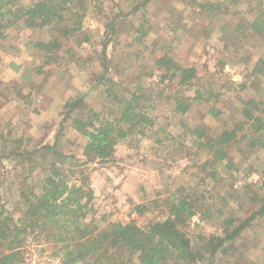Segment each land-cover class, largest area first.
<instances>
[{
    "label": "rangeland",
    "instance_id": "obj_1",
    "mask_svg": "<svg viewBox=\"0 0 264 264\" xmlns=\"http://www.w3.org/2000/svg\"><path fill=\"white\" fill-rule=\"evenodd\" d=\"M39 1L42 0H0L1 32L5 35L0 38V247L4 254L18 252L14 264H63L64 243L57 241L59 236L55 232L48 233L39 226L33 229L28 225L14 241V229L23 228L19 220L25 215V201L33 198V194L43 195L50 188L48 178L54 175L56 168L68 175L70 185H83L93 191L89 178L102 163L87 160L84 156L87 138L75 135L71 120L63 123L69 109L52 107L42 130L38 128L37 131L33 121L40 107L36 100H50L54 82L59 94L66 95L62 93L65 80L61 78L68 76L70 81H76L69 102L82 99L85 105L76 109L75 114L86 117L95 112L101 122L116 123L128 103L133 102L135 112L145 114L152 121L141 125L137 121L119 123L124 130H131V134L117 144L123 158L127 159L122 168L130 172L129 176L133 172L134 182L147 181L149 194L146 197L149 198L141 204L147 212L134 213L135 207L130 211L126 209L124 219H115V214L103 207L109 201L94 196L87 215L80 219L81 227L104 232L110 224L123 220L126 224L134 223L148 229L170 217L171 204L179 197H190L198 214L180 224L179 229L190 238L197 255L196 261L182 264H264V151L256 141L264 132L257 133L251 127L252 121L245 120L243 115L247 102L253 100L256 107L250 108L252 113L264 120V73L255 71V68L264 67V38L255 33L246 40L237 39V55L212 52L218 51V45L230 42L229 38L226 41L203 39L199 50L211 55L198 54L187 45L183 49L171 45L174 52L166 43L158 44L161 52L155 54L149 48L155 51L157 47L153 43L155 45L156 41L125 38L121 44L126 46L123 48L143 52L130 55L121 49L119 54H111L112 57L97 54L105 46L103 42L108 41L99 38L93 55L90 45L82 44L89 39L88 28L76 34L75 39L69 36L79 31L75 22L84 24L88 15L99 12L102 7L97 4L99 7L95 10L88 4L91 0H67L62 4L64 19L42 28L40 20L34 23L24 18L25 10ZM118 1L128 3L129 0ZM259 24L264 28V19ZM37 41H59L61 47L58 55L52 57L53 61H46L37 52L33 46ZM110 41L115 43L113 38ZM164 55L183 67L196 68L194 82L189 86L179 85V78L173 77L174 70L166 71L157 64ZM17 61L23 62L25 69L26 66L31 71L36 68L42 73L32 91L26 88L33 103L26 102L29 108L19 105L24 102L23 90L13 81L9 82L6 74L8 65ZM28 79L29 83H34L30 77ZM12 96L20 100L11 103ZM181 98L189 105L185 114L175 109ZM10 107H14L19 119L14 123V117L9 115L14 110ZM242 124L244 127L238 131L234 142L226 147L229 155L226 161L215 162L214 152L198 145ZM194 128L204 132L206 138L199 140L193 133ZM43 143L56 146L52 151L46 150V145L39 149ZM229 162L232 168H227ZM207 210L209 213L204 215ZM227 219L235 220L231 229L246 223L247 226L238 238L225 242L214 253L213 246L225 237ZM230 245L232 248L226 254L221 253ZM9 247L13 250L7 249ZM111 253L115 250H110L109 255H97L90 262L126 264L125 254L116 257ZM133 261L137 262L136 258Z\"/></svg>",
    "mask_w": 264,
    "mask_h": 264
},
{
    "label": "trees",
    "instance_id": "obj_2",
    "mask_svg": "<svg viewBox=\"0 0 264 264\" xmlns=\"http://www.w3.org/2000/svg\"><path fill=\"white\" fill-rule=\"evenodd\" d=\"M53 1L57 2L54 3ZM63 3H67V0L39 1L25 10L24 18H26L27 22L34 23L40 20L42 28L50 26L52 23L57 24L64 19L62 14L64 10L62 8ZM74 24L78 26V30L82 25L76 22ZM2 28L3 25L0 22V38L5 37L4 33L1 32ZM253 28L256 33L264 32V28L259 23H254ZM64 34L65 36L69 35L68 32ZM33 46L48 62L54 60L52 57L58 55L57 51L61 47L59 41H37L34 42ZM157 64L166 71L174 70L176 75H173V77L179 78V85L181 86L191 85L197 76L196 68L183 67L168 55L159 58ZM262 64L264 65V61ZM35 71L37 74L41 73L40 69H35ZM255 71L264 73V67L262 69L255 68ZM182 103L186 107L180 106ZM177 104H179L175 108L177 112L182 114L188 112L189 105L186 104L185 100L181 98ZM65 106L69 109V113L66 114L63 123L71 120L72 128L87 138L84 156L92 163H106L115 158L117 144L131 134V130H124L119 126V123L132 124L137 121V124L141 125L142 123L150 124L152 122L145 114L135 112L133 102L128 103V107L123 110L120 119L116 123L101 122L99 114L95 112L86 117H84L85 114H75L76 109H81L85 106L82 99L73 103L68 102ZM254 107H256L255 101L247 102V106L243 110L244 118L252 121L251 127L257 133L264 132V120L254 116L250 109ZM97 123L100 124L96 126ZM243 127L244 124L237 126L232 131L223 132L216 139L210 138L208 141L200 142L198 145L205 146L210 151H213L215 162L226 161L229 159L226 147L234 142L238 131L242 130ZM61 129H63V126ZM193 133L198 136L199 140L206 138V134L200 131L199 128H194ZM256 141L264 151V135H259ZM54 146L46 145L44 147L46 150L52 151ZM252 146H255V144L253 143ZM227 168H232V163L229 162ZM48 182L50 188L43 195L37 196L33 194V198L26 199L27 208L25 215L19 220V223L23 224V228L14 229V241L18 240L17 235L25 232V228L28 225L33 229L39 226L43 230L48 231V233H57L59 236L57 241L64 243L65 256L63 257V264H95V261L94 263L90 262L91 259H94L97 255H109L110 250H115V253H111V256L121 257L125 254L126 264H182L188 263V261H196L197 254L192 247L190 238L179 229L180 224L190 221L198 214L190 197H179L176 202L171 204L172 206L169 209L170 217L164 221L156 222L148 229L141 228L134 223L115 222L110 224V227L104 232H96L95 229H91L89 226L83 228L80 225V219L85 218L88 206L93 201V191L88 190L83 185H70L68 183V175L64 174L60 168L54 170V175L48 178ZM32 199L36 200V202ZM135 212L143 215L147 212V208L140 204L136 206ZM208 213L209 210L204 215ZM68 223L70 226H67ZM234 223V219L225 220V225L227 226L225 237L220 244L213 246L212 251L214 253L224 246L225 242L238 238L239 234L247 226L246 223L231 229ZM230 248H232L231 245L223 249L221 253L226 254ZM7 249H10V247ZM3 251L0 247V264H14L17 260L18 252L11 251L4 254ZM133 258H136L137 262L133 261Z\"/></svg>",
    "mask_w": 264,
    "mask_h": 264
},
{
    "label": "crops",
    "instance_id": "obj_3",
    "mask_svg": "<svg viewBox=\"0 0 264 264\" xmlns=\"http://www.w3.org/2000/svg\"><path fill=\"white\" fill-rule=\"evenodd\" d=\"M88 4L95 10L99 6L102 9H99L97 13L88 15L84 21L85 26L82 24L79 31H75L74 35L69 37H74L75 39L79 33L88 28L89 39L82 41V44L84 46L90 45V53L94 55V50L98 43L97 40L99 38L107 39V42H103L106 47H101V50L97 54L101 53L111 57L113 53L119 54L121 49L123 52L127 51L130 55L143 52V49L140 52L134 48H132L134 50L129 47L123 48L126 47L121 45L122 40L125 38L130 41H136L137 39L156 41L155 45L152 42L153 46L157 47L156 50L153 51L152 47L149 48V51L151 53L155 52V54H160L161 52L158 44L166 43L171 47V50H174L173 46L181 49L188 46L191 50L194 48V51L198 54L205 53L204 55L211 54L206 50L203 52L199 50L202 47L203 39L217 38V40L224 39L226 41L229 38L230 42L224 43L222 46L218 45V51L212 50V52L217 53V55L223 53L237 55L239 53V46L236 40H246L249 37H253L256 33L253 28L254 23H259L261 19H264V0H258L257 3H255V0H145L143 2L129 0L128 3L118 0L116 2H113V0H91ZM256 34L260 38H264V32ZM111 38L115 40V43L110 41ZM115 48H118V50H115ZM186 52L189 53V51ZM8 66L6 74L9 76V82L13 81V83L19 85L23 90L22 98L24 102H19V105L22 106L21 104H23V106L26 105L29 108L30 105H27L26 102L30 99V95L28 92H25L26 88L32 91L37 86V83H39V76L42 73L37 74L36 68L32 69V71L27 66L28 70L23 68L24 63L19 61L15 64L10 63ZM29 77L34 83L28 82ZM69 78L68 76L61 78L65 80V84L62 85V88H64L62 93L66 95L62 96L59 94V91L56 90L58 87L54 82V94L50 100L43 98L44 100L38 101L40 99L36 98V101L40 103V107L37 109L38 115H33L37 131L38 128L42 130L41 128L44 127L47 117L49 118V114L52 113V107L63 108L71 100L74 95L73 89H76V81L72 79L70 81ZM25 95H29V97ZM16 99L20 100L12 96L9 98V102L13 103ZM29 103L33 104L30 100ZM35 104L37 103L35 102ZM11 110H14V112L9 115L14 117V123L19 119L16 117L14 107ZM53 132L56 133V130ZM75 135L77 137L81 136L76 131ZM20 141L22 142V138ZM44 145L46 143L41 144L38 148L40 149ZM119 149L121 148L117 145L115 158L110 162L100 164V169L95 170L90 175L89 184L94 191L95 198L98 196V198H101V201H109L105 202L103 206L107 209L106 211H112L109 213L115 214L113 218L121 220L125 218L126 209L130 211L149 198L146 197V194H149V188L146 180L139 183L134 182L136 176L133 172L129 176L130 172L122 168L126 164L127 159L123 158V154ZM116 166H120L121 168L118 169ZM124 170L125 173H123ZM108 191H111V194H108ZM107 203L109 204L107 205ZM122 222L124 221L122 220Z\"/></svg>",
    "mask_w": 264,
    "mask_h": 264
}]
</instances>
